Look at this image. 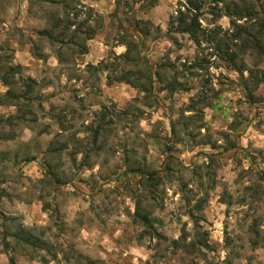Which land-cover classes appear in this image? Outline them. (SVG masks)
Wrapping results in <instances>:
<instances>
[{"label":"rangeland","instance_id":"rangeland-1","mask_svg":"<svg viewBox=\"0 0 264 264\" xmlns=\"http://www.w3.org/2000/svg\"><path fill=\"white\" fill-rule=\"evenodd\" d=\"M199 1L0 0V264H264V0Z\"/></svg>","mask_w":264,"mask_h":264},{"label":"trees","instance_id":"trees-1","mask_svg":"<svg viewBox=\"0 0 264 264\" xmlns=\"http://www.w3.org/2000/svg\"><path fill=\"white\" fill-rule=\"evenodd\" d=\"M156 1V0H155ZM244 7L240 8L239 6H234V9H232L229 5L226 6L227 9V16L234 17V18H240L245 19L247 18V13L244 11H248V7L246 6V0H244ZM155 3H149V7L154 6ZM203 4L199 0H186V3H184L183 8L178 12L176 16L173 17L171 23H170V29L169 33L171 34H189L191 37L196 38V33L198 31V28L201 27L200 24V16L202 14ZM215 12V9H213ZM193 16L191 17V14ZM143 24V23H142ZM139 27L140 23L137 24ZM50 36V35H49ZM127 47V55L131 53L132 45L130 43H124ZM125 54V55H126ZM101 128H98L95 132V137H97L98 132ZM53 171V170H52ZM52 171H49L50 173ZM141 219L144 223L150 224V220L148 218V215H142Z\"/></svg>","mask_w":264,"mask_h":264}]
</instances>
